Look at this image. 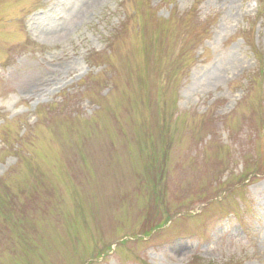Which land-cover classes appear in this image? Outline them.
Instances as JSON below:
<instances>
[{
    "label": "rangeland",
    "instance_id": "1",
    "mask_svg": "<svg viewBox=\"0 0 264 264\" xmlns=\"http://www.w3.org/2000/svg\"><path fill=\"white\" fill-rule=\"evenodd\" d=\"M0 264H264V0H0Z\"/></svg>",
    "mask_w": 264,
    "mask_h": 264
}]
</instances>
